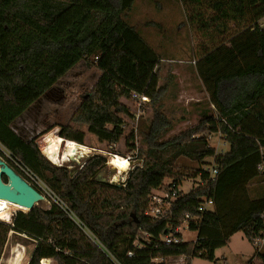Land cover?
Listing matches in <instances>:
<instances>
[{"label": "trees", "instance_id": "trees-1", "mask_svg": "<svg viewBox=\"0 0 264 264\" xmlns=\"http://www.w3.org/2000/svg\"><path fill=\"white\" fill-rule=\"evenodd\" d=\"M134 2L0 0V146L72 215L50 200L45 209L18 211L20 225L41 232L32 236L27 264L43 259L55 264H169L166 260L175 257H183V264L194 258L212 262L215 250L236 233L251 245L263 237L264 173L258 166L264 164V29L258 23L264 18V0H232V14L245 8L249 21L226 44L194 63L205 95L195 104L199 119L169 138L165 136L183 117L173 120L163 109L168 83H159L161 58L125 20ZM81 61L94 65L100 75L57 134L79 145L83 128L99 142L124 140L127 152L135 151L142 164L128 173L124 185L97 179L106 165L102 155L87 158L71 174L66 166L47 160L35 138L11 130L16 119ZM130 93L147 97L151 108L150 120L137 131L136 145L132 133L122 130L131 113L120 100H129ZM213 134L227 144L226 153L217 154L210 146ZM211 166L213 180L181 195L166 216H145L151 191L163 189L165 180L175 185L206 182L204 169ZM202 198L213 205L201 214L197 208ZM185 215L199 221L197 227L189 224L194 240L183 241L179 234L178 244H162L160 237L177 228ZM12 230L0 221V258ZM253 251L264 264V253Z\"/></svg>", "mask_w": 264, "mask_h": 264}, {"label": "rangeland", "instance_id": "rangeland-1", "mask_svg": "<svg viewBox=\"0 0 264 264\" xmlns=\"http://www.w3.org/2000/svg\"><path fill=\"white\" fill-rule=\"evenodd\" d=\"M231 7L232 0H135L132 9L125 17L126 22L136 29L148 48L161 58L159 67L156 69L160 77L159 83H168L166 98L162 102L163 109L173 120L183 117V120H180L165 138L195 125L199 119L196 114L198 111H194L190 104H194L195 100L202 101L205 95L202 94L203 90L195 77L194 63L211 49L220 44H226L232 36L246 26L248 14L245 8L238 15H234ZM261 24L264 29V19ZM99 75L100 72L91 63L79 62L33 103L24 116L20 117L30 125L28 129L33 135L38 131L39 136L36 142L39 149L46 139L60 138L57 134L60 126L69 123L79 105L80 98L91 89ZM120 102L129 108L131 114L134 112L132 100L121 99ZM150 117L151 108L145 104L143 115L138 120L139 127L141 123L148 122ZM13 125L17 127L16 123ZM129 128L127 123V129ZM82 132L84 133L82 146L91 150L93 154H87L85 151L79 159L80 164L91 156L102 155L106 165L97 174V179L114 185H119L121 181L126 180L131 167H127L125 171H119L110 164L113 155L122 158L131 154L127 152L125 141L120 140L111 145L97 141L84 128ZM21 134L28 136L24 130ZM209 144L217 154L226 153L229 149L216 134L209 138ZM0 152L1 159L8 165L7 160L12 163L18 169L20 176L38 190L47 205L49 200L56 202L53 192L42 181L37 179V182H31L21 172L19 164L1 146ZM63 153L65 154L62 145L60 156L55 160L49 158L54 163L63 164L72 171L71 174H74L80 169V165L74 161L62 162ZM195 183L196 181H183V190L188 191ZM18 211L20 210H7L0 213V221L13 227L8 234L0 264H27L34 246L32 236L37 234L18 223ZM181 235L185 241L195 238L193 232L185 231ZM241 235L243 234L232 235L233 237L228 239L224 247L215 250L214 261L194 258L191 264H246V256L251 254L253 249ZM42 263L50 264L47 261ZM52 264L55 263L52 262Z\"/></svg>", "mask_w": 264, "mask_h": 264}, {"label": "built area", "instance_id": "built-area-1", "mask_svg": "<svg viewBox=\"0 0 264 264\" xmlns=\"http://www.w3.org/2000/svg\"><path fill=\"white\" fill-rule=\"evenodd\" d=\"M130 100H132L133 106H134V112L131 114L130 123H128L130 128L127 129V123H125L122 126V130H123V132L132 133V135L134 137L132 144L136 145L137 144V142H136L137 131H138V127H139L138 120L140 117H142L143 106L149 102V99L143 95H138L136 93H130ZM15 123H16L17 127H15L13 125ZM13 124L11 126V130L14 133L21 134L22 130H24L28 133L27 134L28 136H26V137H28L30 139L35 138V143L37 144L36 139L39 136V134L37 133L38 131L36 132L35 135H33L32 131H29V129H28V127H30V125H28L27 122H25L24 120H22L20 118L16 119ZM19 128H21L22 130L21 129L19 130ZM58 140L60 143H59L58 149L56 150V152H57L56 159L58 156H60L61 146L63 145L65 154L63 153V155L61 157L62 162L74 161L77 165H80V168H82V165L84 163L80 164V162H79V159H81L83 156L82 154H85V151L87 153L93 154L91 152V150L85 149V147H83L82 145H79L77 143H74L72 141H68V140H65L62 138H58ZM46 141H47V139H46ZM46 141H45L44 145H42L41 148L39 149L40 152L42 153V155L47 160H49L51 163H53L55 166H58V167L64 166L63 164H60V163H54L49 158V156L46 154V150L44 147L46 144ZM70 145H73L75 148V150L71 154L66 152L68 146H70ZM135 155H136V152L133 151V152H131L130 155H126L122 158L117 156V155H113L112 157L115 159H121V160L125 161L127 163V167L128 168L131 167V170H129V172H130L134 168L141 167V165H142L140 161L135 160ZM18 166H19L21 172L24 173V175L31 182L35 183L38 181L37 180L38 178L32 172H30L26 167L22 166L21 164H19ZM204 170L208 172L209 179L206 180V182L196 180V183L193 184V187H191V189H189L188 191L183 190L182 183L180 185H175L172 183V181L170 179H168L166 182H164V184H163L164 188L163 189L161 188V189H156V190L151 191L149 198H148L149 203H148V208L145 212V216L148 217L149 219H152V220H158V219L163 218L168 213L171 204L176 199H178L181 195L186 194V193L190 192L191 190H194L200 186L206 185L209 181H212L213 177L215 175V169L211 166V167H206ZM258 170H260L264 173V164L259 165ZM124 181L125 180L121 181L120 185H124ZM190 181L194 182L192 180H190ZM56 203H58L59 206L65 212L69 213L68 210L66 209L65 205L62 202H60L59 200H56ZM212 205L213 204H212V201L210 199L202 198V202L198 206L197 212L202 214V213H205L207 211H210V210H212ZM69 215H71V213H69ZM190 223H192L194 227H197L199 221L196 218L190 217L189 215H185L183 221L181 222V224L177 228H175L174 230H171V229L167 230L160 237L161 243L164 245L178 244L180 242V239L177 235H179V234L181 235L185 231L193 232V231L189 230V224ZM193 233H195V232H193ZM141 235H142V237H144L146 239L149 237L148 234H146V233H141ZM182 240H183V237H182ZM134 244L138 245V240H136L134 242ZM261 245H262V239H260V238L253 239V241H252V249L253 250H255V251L260 250ZM127 256L131 257L132 256L131 252H128ZM154 261L155 262H161L162 260L161 259H155ZM166 262L169 264H183L184 258L183 257L168 258L166 260ZM40 264H43V263L40 261Z\"/></svg>", "mask_w": 264, "mask_h": 264}, {"label": "water", "instance_id": "water-1", "mask_svg": "<svg viewBox=\"0 0 264 264\" xmlns=\"http://www.w3.org/2000/svg\"><path fill=\"white\" fill-rule=\"evenodd\" d=\"M0 200L30 211L39 208L36 203L43 200V196L0 157Z\"/></svg>", "mask_w": 264, "mask_h": 264}, {"label": "bare ground", "instance_id": "bare-ground-1", "mask_svg": "<svg viewBox=\"0 0 264 264\" xmlns=\"http://www.w3.org/2000/svg\"><path fill=\"white\" fill-rule=\"evenodd\" d=\"M59 143L60 142L58 140H54L52 138H49L46 141V144H45L46 154L49 157H51V159H53V160L56 159V156H57L56 150L58 149ZM74 150H75L74 146L70 145V146H68L66 152L71 154V153H73ZM110 164L113 167H115L116 169H119V171H121V170L125 171L127 169V163L121 159H115L112 157ZM36 205L39 207L45 208V207H47V202L43 199V200L37 202ZM7 210H11V211L20 210V211H24V213L28 212V209H26L24 207L9 203V202L4 201V200H0V213H3L4 211H7ZM42 262H44V261L42 260Z\"/></svg>", "mask_w": 264, "mask_h": 264}, {"label": "crops", "instance_id": "crops-1", "mask_svg": "<svg viewBox=\"0 0 264 264\" xmlns=\"http://www.w3.org/2000/svg\"><path fill=\"white\" fill-rule=\"evenodd\" d=\"M264 19V18H263ZM263 19L258 23L259 24V28L260 29H263L262 27V21H263ZM247 22H248V17H246V24H247ZM248 26V25H247ZM203 95H204V93H202ZM195 103L193 104H190L191 106H192V108L194 109V111H197L196 109H197V107H196V103H198L199 102V100H195L194 101ZM33 105V104H32ZM192 109V110H193ZM28 110H29V108L22 114V116H24L27 112H28ZM195 113V112H194ZM197 115H198V112L196 113ZM22 116H20V117H22ZM19 117V118H20ZM216 135H218V134H216ZM211 138V137H210ZM218 138L221 140V141H223L222 139H221V137L218 135ZM39 233H37V235H38ZM237 234V233H236ZM236 234H234L233 236H235ZM194 235H195V233H194ZM233 236H231V237H233ZM242 236V238H244V236L243 235H241ZM195 237V236H194ZM245 239V238H244ZM192 240H194V239H192ZM191 240V241H192ZM246 240V239H245ZM183 241H185V239L183 238ZM247 241V240H246ZM249 243V242H248ZM261 251V253H264V233H263V237H262V245H261V249H260ZM43 261H47V262H49L50 264H52V261L51 260H48V259H43ZM42 262V261H41ZM191 263H192V261H191ZM246 264H260V262L257 260V258H256V256H255V253H254V251L251 253V254H247V256H246Z\"/></svg>", "mask_w": 264, "mask_h": 264}]
</instances>
